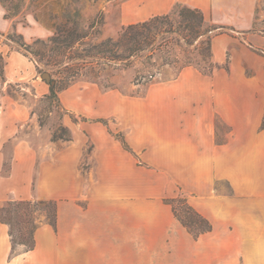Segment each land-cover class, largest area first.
Returning <instances> with one entry per match:
<instances>
[{
  "label": "crops",
  "instance_id": "0c3cea01",
  "mask_svg": "<svg viewBox=\"0 0 264 264\" xmlns=\"http://www.w3.org/2000/svg\"><path fill=\"white\" fill-rule=\"evenodd\" d=\"M259 1H124V25L180 2L239 37H212L211 73L187 65L143 94L63 90V107L78 118L62 119L69 140L51 137L25 95L1 94L0 201L52 200L56 214L54 226L37 225L33 249L14 254L0 221V264H264V55L252 49L264 48V32L251 30ZM4 13L0 2V32H54V19ZM231 44L228 71L221 65ZM0 53L5 84L37 100L48 94L25 54L3 42ZM180 193L209 231L194 237L176 218L169 201Z\"/></svg>",
  "mask_w": 264,
  "mask_h": 264
},
{
  "label": "rangeland",
  "instance_id": "374dc122",
  "mask_svg": "<svg viewBox=\"0 0 264 264\" xmlns=\"http://www.w3.org/2000/svg\"><path fill=\"white\" fill-rule=\"evenodd\" d=\"M124 1L126 0H7L5 1V5H16V16L14 17H16L17 21H23L25 16L31 13L36 21L46 25L51 24L53 19L56 23H61L66 16L78 20L80 27L86 28L88 24L92 23L93 27L89 29L88 36L81 40L80 52L83 48H90L92 44L106 41L108 38L114 40L117 37L118 32H120L121 27L124 25L123 20H125L121 15V7ZM184 7L189 6L178 2L176 9L170 13L169 19L164 20V22L175 25L179 20L178 11L184 9ZM133 10L134 6L129 7V11ZM256 18L257 29H264V0L259 1ZM212 25L215 24L205 19L203 28L206 29ZM217 31H208L204 35L196 37L189 45L183 43L182 40H178L176 34L167 35L173 42L168 43V46L155 47L156 49L150 56L149 51L151 47L157 46L161 41L159 35L155 37L152 45L146 47L138 56L131 57V63L128 66L124 65L125 61L122 62L121 60L117 62L106 60L96 61L95 59L92 60V57H86L87 60L93 61V63L85 66L77 75L69 77L67 87L59 90L56 97L52 96L48 98L46 97L47 94L42 100L33 99L28 92L23 93L24 91L18 83H4V57L0 53V97L5 91L19 97L25 95L27 101L33 105V109L38 115L40 122L45 124L46 129L56 130L62 136V138L58 139L69 140L71 139V131L65 125H62V119L66 114H69L73 120H78V118L75 114L73 116V114L69 113L63 107L59 99V94L63 90L77 91L85 97L88 93L94 92L97 98L104 91H114L112 94L113 97H118L119 92L125 95H137L143 94L147 86L153 81L173 78L186 65H193L203 71H208L210 68L214 70L217 66L214 67L210 50L205 48V37L206 35L211 37ZM223 31L239 37L238 34L230 29H224ZM1 33L3 34H0V42L8 44L12 49H19L15 41L25 42L31 45L30 50L36 53V58H39L41 62L36 63L30 54L26 53V56L33 62L37 76L41 78L40 74L42 71H49L51 77L56 81L55 85L57 88L63 84L62 81L60 83L58 80L64 74L57 73L55 69L44 66L45 58H40L41 53L39 51L47 50L48 47L46 45L49 44L48 40L54 32L44 36H35L31 39L23 37L21 33L14 29ZM8 34L11 35L10 38L7 37ZM235 48L231 44L229 51H227L228 56L221 65L225 69L227 67L228 71L231 60L230 56L235 52ZM259 49L261 50H253L264 55V48ZM58 59H62V57L59 56ZM77 61L81 60L79 59ZM243 66L248 73L251 72V67ZM68 93L65 92L64 95L71 98V95ZM1 107L0 100V110ZM105 121L107 124L110 123L109 120L105 119ZM215 123L217 125L218 137L221 138L226 131V127L217 118L215 119ZM62 128L66 130L63 129V132ZM224 186L223 188L225 190L226 185ZM31 201L28 204L29 210L25 218L23 217V210L22 212H18V214L14 212L7 213L9 209L14 208L15 203L20 202L18 199L8 198L0 201V213H2L3 218H6L10 222L9 229L15 241V251L23 248L16 242L27 238L32 226L39 225L41 222H47L51 213V204L48 200L36 199ZM8 202L10 204H7ZM186 202L187 196L184 193L178 194L172 202L177 215L183 220H187L188 214L191 213L187 209Z\"/></svg>",
  "mask_w": 264,
  "mask_h": 264
},
{
  "label": "trees",
  "instance_id": "16d2710c",
  "mask_svg": "<svg viewBox=\"0 0 264 264\" xmlns=\"http://www.w3.org/2000/svg\"><path fill=\"white\" fill-rule=\"evenodd\" d=\"M5 1L7 0H0V2L5 7L4 17L12 18L16 16V5L7 6L5 5ZM177 6L178 2L173 5L171 11L168 13L153 15L146 20L123 25L114 40L108 38L106 41H101L97 44H92L90 48H83L80 52L79 47L81 45V40L88 36V31L93 27V24H88L86 28L80 27L78 20L66 16L63 22L55 24L54 33L52 34V36H50L48 40L49 44L46 45L48 47L47 50L39 51L41 53L40 58H45V62L43 63L44 66L51 67L55 69L57 73L64 74V76L58 80V82L60 83L62 81L63 84L57 88L55 85L56 81L54 78L51 77L49 71L41 72V76L43 73H47L49 77V93L46 97H56L57 92L59 90L67 87V81H69V77L77 75L81 69L93 63V61L87 60L86 57H92V60L95 59L96 61L106 60L117 62L118 60H121L122 62L125 61L124 65L128 66L129 63H131L130 58L138 56L139 53L143 51L146 47L152 45L155 37L159 35L161 41L157 44V46L151 47L149 51L150 56L156 49L155 47L158 48L160 46H168V43L173 42L171 41V38L167 35L176 34L178 40H182L183 43L189 45L192 43V40H194L196 37H200L211 30H218L211 37L207 35L205 37V48L209 49L211 53L212 37L215 34L224 32V29H232L231 27L217 24L208 26L206 29L203 28L205 24V18L203 13L197 8L189 7H184V9L178 11L179 20L175 25L164 22V20L169 19L170 13L174 11ZM251 30L264 32V29H257L256 22L254 23L253 28ZM0 34L2 35L3 33L0 32ZM10 36V34L7 35V37L9 38ZM15 42L19 47V51L23 52L25 55L30 54L36 63L41 62L39 58H36V53H33L30 50V44L19 41ZM252 48L255 50H261L257 47ZM59 56H61L62 59H58ZM79 59L81 61H77ZM216 66L218 65L214 63V67ZM226 70H228L227 67ZM201 71L203 73L209 74L213 71V68H210L208 71ZM63 129L66 130L65 128H62V131ZM51 136L53 139L62 138V136L59 135L56 130L52 131ZM116 136L118 138H121V136L118 134ZM174 199H171V201H169L174 215L194 237L198 236L200 233L207 232L211 229L210 223L198 212H196L187 202V209L191 212L188 214V219L183 220L181 217H179L176 213L175 207L172 204ZM19 201L20 202L15 203V205L12 203L14 205V208L9 209L7 213L14 212L15 214H18V212H22L23 210V217L25 218L27 215V211L29 210L28 204H30L32 201ZM48 202L51 204V213L48 217L47 222L54 226L56 214L55 202L52 200H48ZM7 204H10V202H8ZM0 221L6 223L9 227L10 222L6 218H3L2 213H0ZM36 227L37 225L31 227L32 229L27 238L16 242L18 245H21L25 251L33 249L35 245L34 232L36 230ZM9 236L11 241L10 253L14 254L16 252L14 250L15 241L12 238V233L10 232V229Z\"/></svg>",
  "mask_w": 264,
  "mask_h": 264
},
{
  "label": "water",
  "instance_id": "95a60500",
  "mask_svg": "<svg viewBox=\"0 0 264 264\" xmlns=\"http://www.w3.org/2000/svg\"><path fill=\"white\" fill-rule=\"evenodd\" d=\"M41 78L45 79L48 82L49 77L47 73H43Z\"/></svg>",
  "mask_w": 264,
  "mask_h": 264
}]
</instances>
